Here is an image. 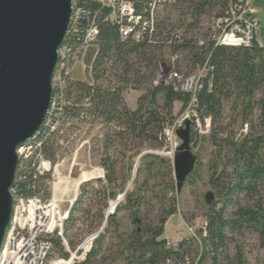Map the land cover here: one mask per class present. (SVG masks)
I'll list each match as a JSON object with an SVG mask.
<instances>
[{
  "label": "trees",
  "instance_id": "1",
  "mask_svg": "<svg viewBox=\"0 0 264 264\" xmlns=\"http://www.w3.org/2000/svg\"><path fill=\"white\" fill-rule=\"evenodd\" d=\"M127 1L133 4L137 12L146 3V0ZM171 1L169 6L162 8V13L167 9H174L179 19L188 14L192 20L187 25L188 29L197 26L199 18L216 5L220 4L225 8L227 4L225 0ZM90 8V13L93 14L94 5ZM105 14L107 11L97 20L98 37L91 66V82L73 79L67 81L65 100L68 105L62 109L59 128L42 148L45 159L52 163L56 155L54 146L61 150L63 145L59 144L63 141L73 142L81 125L90 127L99 123L105 129L100 142V165L104 171V180H91L80 185V194L69 210L64 231L74 227L81 214L87 217L91 215L93 219L85 233L97 234L104 225L108 202L112 201L110 205L113 206L116 198L124 193L131 181V171L136 159L153 148L163 146V128L176 118L173 115L175 104H180L181 109H185L191 97L174 92L169 87L154 86L153 80L158 65L167 63L163 59L166 51L171 57L188 52L192 69L197 70L206 65L203 90L196 96L194 103L199 120L202 122L209 118L214 126L221 120L224 104L231 102L241 125L248 128V133L239 139L217 141L218 144H226L231 150V171H213L210 178V185L215 192L218 195L224 192V201L218 211H215L214 203L208 209L206 235L202 240L203 249L197 264H203L206 260H209V264H217L219 250L227 247L233 235L245 232L255 235L264 249V50L258 47H213L208 42L199 47L198 41L185 39V32H171L173 25L170 18L161 19L159 10L155 18V30L150 37L139 43L130 39L121 40L117 26L103 21ZM174 65L177 68V61ZM129 90L143 91V95L137 100L136 109L132 111L123 104L124 93ZM255 111L258 116L253 122ZM210 139L213 142L216 140L213 135ZM117 148L121 149L120 154L123 156L128 155V163L123 168L119 185L115 172L116 163L109 159L111 151L116 154ZM138 162L137 174L143 170L160 172L164 168L167 176L172 175L171 162L165 158L148 153ZM188 181L189 179L186 182ZM132 183L135 185L136 180ZM93 184L101 185L102 188L101 191H92L94 195L103 192L98 208H92L93 198L87 189ZM39 186L42 189L43 183ZM142 186H148L147 181ZM137 191L134 188L125 192L122 206L118 204L114 214L107 218L102 232L86 254L84 264H104L106 258L102 246L105 235L111 228L116 230V214L120 209L139 208L143 198L136 195ZM171 192H174L172 186ZM84 198L87 201L85 205L82 204ZM162 200L168 208L159 220V227H145L142 232L134 230L127 242H120L116 257H120L124 264H184L187 254L180 252L184 248L190 250L192 241L186 239L178 244L177 249H166L167 242L162 238L163 225L167 218L174 215L176 200L174 196H165ZM161 206H164L162 201ZM226 209L234 211L226 216ZM134 223L139 221L134 220ZM65 242L67 248L60 239H51L52 250L61 259H67V251L75 252L81 239H68ZM234 262L245 264L240 250L236 251Z\"/></svg>",
  "mask_w": 264,
  "mask_h": 264
},
{
  "label": "rangeland",
  "instance_id": "2",
  "mask_svg": "<svg viewBox=\"0 0 264 264\" xmlns=\"http://www.w3.org/2000/svg\"><path fill=\"white\" fill-rule=\"evenodd\" d=\"M218 3V2H217ZM224 7L220 4L216 5L210 12L199 18L197 26L188 29L187 25L191 23V19L188 14L183 16L176 15L174 9H167L165 13H162V8L159 9L161 13V19L170 18V23L173 25V29L170 31L173 33L185 32V39L187 41H204L208 42L209 39V27L212 20L223 11ZM180 21V23H177ZM178 26H181L178 28ZM96 53V46H90L85 52L77 53L75 61L73 63L71 76L75 81L91 82V66ZM171 56L166 51L163 57L165 62H169ZM177 61V68L183 74H193L195 72L192 69L189 61L188 52H181ZM175 64V62H174ZM84 65L87 70L82 73L81 68ZM176 68V69H177ZM143 95L142 90H129L124 93L123 104L128 110H135L137 106L138 98ZM181 109L180 104H175L173 115L179 117L185 110ZM258 116V112L255 111L252 116L253 122H255ZM202 126V123L200 121ZM105 129L99 123L88 125H81L79 132L77 133L73 142L68 143L63 141L61 150H58L54 146L56 155L53 163V171L47 175L45 182L43 183L42 191L46 198H53L60 203L61 210L66 212L69 209V202L73 200L76 187L91 180L100 179L104 180V171L101 168L100 161L102 159L101 144ZM244 133V134H243ZM248 133V128L241 125V121L237 114H234L231 102L225 103L223 106V112L221 120L212 125L210 120V127L208 132H205L203 127H197L191 125L190 143L192 153L196 155V165L189 181L185 182L181 193L177 196L174 187L173 176H167L164 168L160 172L142 171L140 174L135 172L134 180L136 184H131L129 191L135 188L137 196L143 198V202L138 209L122 208L116 214L117 228L113 230L109 229V232L105 235L103 242V255H105L104 264H124V261L120 257H116L119 253V244L121 241H128V238L132 235L134 230L142 232L145 227L157 228L159 227V220L163 218L164 213L167 211V204L163 201V197L169 198L175 197V213L172 217L167 218L163 225L162 238L166 242L173 245L176 249L180 242L186 239L192 241L190 250L184 248L180 253L185 252L187 254V260L189 263L195 262L198 255L202 251V240L204 239V231L206 228V217L208 209L204 200L207 193L211 192L213 195V201L215 205V211H218L222 207L224 201V192L217 194L210 185V178L213 171L220 172L226 170L228 173L231 171V150L224 143H217L221 139H239ZM213 135L216 140L213 142L210 136ZM89 141L86 145L85 141ZM179 143V141L177 140ZM217 143V144H215ZM58 150V151H57ZM120 148L117 153L112 151L109 154V159L116 163L115 172L117 185L121 181L123 168L127 165V157L120 154ZM164 145L161 148H153L147 153L157 155L161 158L167 159L163 154ZM163 153H166L163 152ZM138 160L134 162L133 169L131 171V178L135 167H138ZM187 179V180H188ZM133 180V182H134ZM148 183V186H142L144 182ZM161 183L162 185H159ZM171 186L174 192H171ZM80 187V186H79ZM152 187V188H151ZM89 195L91 194L92 208H98L103 199V192L94 195L92 191H101V185L93 184L87 187ZM80 194L78 188V195ZM77 195V197H78ZM76 197V199H77ZM74 199V202L76 201ZM161 201L163 207L161 206ZM73 202V203H74ZM100 202V204H99ZM105 209V215L108 210ZM87 201L84 198L82 204H86ZM123 199L119 203L122 206ZM211 203V204H212ZM73 205V204H72ZM112 207L109 209L112 211ZM70 210V209H69ZM94 211V209L92 210ZM234 209H226V216H229ZM78 222L75 226L68 231L65 230L63 223L62 232L64 240L77 241L81 239V243L78 247H82L84 250L79 251L76 256L78 263H83L85 260L84 253L87 254L88 246L91 245L90 237L95 234L87 235L90 223L93 221L91 215L88 217L79 214ZM139 221L134 223L133 221ZM188 229H191L199 240V243L195 238L191 237ZM101 230V229H100ZM60 239L57 235L52 237V240ZM77 247V248H78ZM237 250L242 253L245 264H264V249L259 245L255 235L245 232L242 235L232 236L228 241L225 249L219 250V259L217 264H235L234 256ZM74 254L75 252H70ZM59 258L52 250L48 259L50 264H54V261L68 260ZM83 259V260H82ZM227 259V260H225ZM203 264H209V260H206Z\"/></svg>",
  "mask_w": 264,
  "mask_h": 264
},
{
  "label": "built area",
  "instance_id": "3",
  "mask_svg": "<svg viewBox=\"0 0 264 264\" xmlns=\"http://www.w3.org/2000/svg\"><path fill=\"white\" fill-rule=\"evenodd\" d=\"M225 1L227 2L225 8L211 22L208 43L213 47L261 48L257 38L259 27L257 11L252 6V0ZM171 2V0H146L144 7L137 12L133 4L127 0H72L69 31L65 42L58 50L50 108L40 131L16 151L18 165L10 189L13 207L0 249V264H50L48 259L52 251L51 239L54 235H57L66 247L62 227L68 218V211H62L57 200L46 198L39 186L53 171V164L45 159L42 148L59 128L62 109L68 105L65 92L67 81L72 79V65L77 53L85 52L97 41L98 17L107 11L102 19L117 26L120 39H130L139 43L154 33L158 10L169 6ZM92 5L95 7L93 14L90 13ZM205 43L198 40L197 45L201 47ZM178 58V55H174L170 58L171 61L159 64L153 80L154 86L169 87L174 92L191 97L187 109L172 122L166 123L163 128L161 137L163 152L166 153L161 154L170 162L179 144L175 132L185 120L190 121L191 125L203 127L205 132H208L210 127L209 118H205L201 126L194 110L196 96L203 90L206 65L198 68L193 74L185 75L175 68L174 62ZM86 70L87 68L82 65V73ZM85 144L88 145L89 141H85ZM188 231L199 243L193 231L191 229ZM203 231L206 235V231L204 229ZM166 249L175 250V247L167 242ZM67 253L70 255L69 251ZM84 256L86 253L82 257ZM199 256L200 254L196 261L191 263L186 258L184 264H197ZM76 261L78 263V260Z\"/></svg>",
  "mask_w": 264,
  "mask_h": 264
},
{
  "label": "water",
  "instance_id": "4",
  "mask_svg": "<svg viewBox=\"0 0 264 264\" xmlns=\"http://www.w3.org/2000/svg\"><path fill=\"white\" fill-rule=\"evenodd\" d=\"M71 16L72 0H0V249L12 214L10 189L18 165L16 151L40 131L47 116L58 50L67 37ZM190 132L188 120L175 132L179 144L171 170L177 196L196 165ZM145 154L148 153L138 160ZM135 172L136 167L124 193L114 201L112 211L109 204L104 225L124 198ZM204 200L210 206L212 193H207ZM104 225L89 238L91 243ZM80 249L81 246L75 253Z\"/></svg>",
  "mask_w": 264,
  "mask_h": 264
},
{
  "label": "crops",
  "instance_id": "5",
  "mask_svg": "<svg viewBox=\"0 0 264 264\" xmlns=\"http://www.w3.org/2000/svg\"><path fill=\"white\" fill-rule=\"evenodd\" d=\"M252 6L257 11L256 18L258 20V25H259L258 32H257V38L261 44V49L264 50V0H252ZM79 186L76 187V190L73 193L74 194L73 200L69 202V209L71 208L74 202V199H76L78 195ZM69 209L67 210L68 213H69Z\"/></svg>",
  "mask_w": 264,
  "mask_h": 264
},
{
  "label": "bare ground",
  "instance_id": "6",
  "mask_svg": "<svg viewBox=\"0 0 264 264\" xmlns=\"http://www.w3.org/2000/svg\"><path fill=\"white\" fill-rule=\"evenodd\" d=\"M113 205V203H112ZM110 211V210H109ZM90 248V246H88ZM88 248V250H89ZM84 249L81 247V250L80 251H83ZM70 259L69 260H58V261H54V264H74L76 263L77 261V256L75 254H70Z\"/></svg>",
  "mask_w": 264,
  "mask_h": 264
}]
</instances>
